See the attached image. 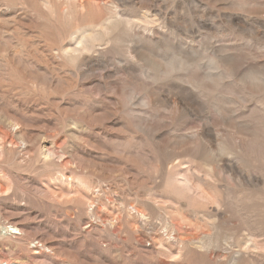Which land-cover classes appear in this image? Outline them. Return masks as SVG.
Returning <instances> with one entry per match:
<instances>
[{"label":"rangeland","instance_id":"obj_1","mask_svg":"<svg viewBox=\"0 0 264 264\" xmlns=\"http://www.w3.org/2000/svg\"><path fill=\"white\" fill-rule=\"evenodd\" d=\"M14 263L264 264V0H0Z\"/></svg>","mask_w":264,"mask_h":264},{"label":"bare ground","instance_id":"obj_2","mask_svg":"<svg viewBox=\"0 0 264 264\" xmlns=\"http://www.w3.org/2000/svg\"><path fill=\"white\" fill-rule=\"evenodd\" d=\"M10 121H12V120H10ZM11 123H12V122H11ZM11 123H10V124H11ZM14 130H15V129H14ZM176 177H177V176H176ZM179 177H180V176H179ZM184 178H186V177H184ZM184 180H185V179H183V181H184ZM186 181H187V180H186ZM177 182H178V181H177ZM188 182H189V181H188ZM189 183H191V182H189ZM179 184H180V183H179ZM184 184L186 185L185 182L183 183V185H184ZM178 187H179V186H178ZM50 193H51V192H50ZM54 199H55V198H54ZM82 199H83V198H82ZM93 203H94V202H93ZM141 214H142V213H141ZM141 214H140V215H141ZM115 216H116V215H115ZM108 219H109V218H108ZM135 228H136V227H135ZM10 229H12L11 232H17V231H18L17 228L14 227V226H12V225L10 226ZM19 230H20V229H19ZM4 232H5V231H4ZM6 233H7V232H5L4 234H6ZM157 243H158V242H157ZM14 264H20V263H14Z\"/></svg>","mask_w":264,"mask_h":264}]
</instances>
